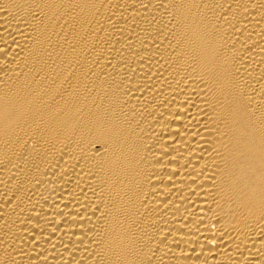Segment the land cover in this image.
<instances>
[{
  "label": "bare ground",
  "instance_id": "bare-ground-1",
  "mask_svg": "<svg viewBox=\"0 0 264 264\" xmlns=\"http://www.w3.org/2000/svg\"><path fill=\"white\" fill-rule=\"evenodd\" d=\"M0 264H264V0H0Z\"/></svg>",
  "mask_w": 264,
  "mask_h": 264
}]
</instances>
